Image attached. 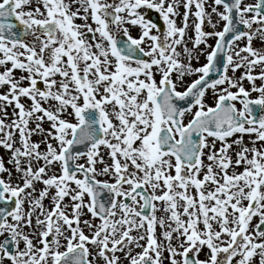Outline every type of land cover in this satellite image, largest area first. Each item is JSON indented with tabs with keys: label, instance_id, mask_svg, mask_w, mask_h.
Segmentation results:
<instances>
[{
	"label": "snow or ice",
	"instance_id": "snow-or-ice-1",
	"mask_svg": "<svg viewBox=\"0 0 264 264\" xmlns=\"http://www.w3.org/2000/svg\"><path fill=\"white\" fill-rule=\"evenodd\" d=\"M207 3L0 0V264H264V0Z\"/></svg>",
	"mask_w": 264,
	"mask_h": 264
},
{
	"label": "rangeland",
	"instance_id": "rangeland-1",
	"mask_svg": "<svg viewBox=\"0 0 264 264\" xmlns=\"http://www.w3.org/2000/svg\"><path fill=\"white\" fill-rule=\"evenodd\" d=\"M252 2H254V0H245V3H252ZM211 3H212V0H208V3L205 5V9H206V11H208V12L211 11V9H210V7H209V5H210ZM219 10H220V11H223L222 7H221ZM179 11H180L181 13H183V12H184V9L181 7V8L179 9ZM194 11H195V8H193V12H194ZM149 15H150V18H151V19H153L155 16L158 17V14H156V13H154V12L149 13ZM158 19H159V18H158ZM194 19H195V18H194L193 16H190V17H189V21H188V23H189V27H188V29H187L186 40H188V47H189V49H191V48L193 47V45H192V41H191V39H189V38L194 37V29H193V26H192V25H193V21H194ZM211 20H212V23L216 25V27H215V29H213V28L211 27V25L206 21L205 24H204V26H203V30H204L205 32L220 31V30L223 29L224 22H223V21H220L218 16H216L215 14H213L212 17H211ZM77 23H81V21H77ZM159 23H160L161 26H162V21H159ZM180 23H181V18L178 17V18H177V24L180 25ZM131 34H132L134 37L138 36V29H133L132 32H131ZM207 43H208V44H211V45H214V44H215V39H214V38H209L208 41H207ZM244 43H245L244 41L240 42L241 46H243ZM252 46H253L254 48H257V49H262V48H264V43H261V41H260L259 39H254V40H253V44H252ZM207 51H210V49H207L206 46L202 44V45L200 46V48L194 52V55H198L199 52H204V55H199V59H198V61H197L196 59H193V60H192V66H193L194 68H195V67H200V66H202L203 64H205V63L207 62L206 59H205V56H206V54H207ZM243 71H244L243 69H240V70L237 71L235 74H233V73L231 72V70H229L228 75H229V76H233V75H235L236 77H239V76L243 73ZM259 71H260V69L257 68V69L255 70L254 74H258ZM16 75L19 76L20 74L17 73ZM195 78H196L195 76H193V77H189V78H187L186 82L190 83L191 80H193V79H195ZM157 79H159V77H157ZM260 83H261V81H257V84H258V85H259ZM244 86H245L246 88H249V87H250V85L248 84L247 81L244 82ZM181 90H182V89H181ZM234 91H235V90H234ZM255 95H256V94L253 93V96H255ZM22 102H24V103H26V104L30 103L29 101H26V100H24V101H22ZM207 103H209V104H212V103H213V101H212V97H211V92H209V95H208V97H207ZM237 107H240V105L237 104ZM9 113H11V110H10V109H9ZM44 127H45V129H47V128H48V125L45 124ZM32 139H33V141H37V142H38L40 139H42V137H39V136H33ZM249 139H250V138H249L248 136H245V137H244V140H245L246 143L249 141ZM249 146H251V145H249ZM43 150H44V147H43V145H42V146H41V151H43ZM0 156H2L3 159H4V161H5V167L11 169V168H12V165H10V164L7 163V161H8L9 158H10V153H8V152H7L6 150H4L3 148H0ZM83 162H84L83 160L80 161V163H83ZM98 167H99V166H98ZM5 175H6V174H5ZM100 179H107V177H100ZM13 182H14V183L16 182V173H15L14 171H13ZM42 187H43V185H39V184L37 185V188H38V189H39V188H42ZM65 203H68L67 199L65 200ZM44 204H45V207H50V206H51L49 200H45V201H44ZM25 207L27 208V205H25ZM85 218H87V217H85ZM26 231H27V230H26ZM157 236H158V237L160 236V229H157ZM0 239H2V238H0ZM173 243H175V241H173ZM61 250H63V249H61ZM137 251H139V249H137ZM118 255H121V257H122V264H127V261H124V260H123V255H122V254H118ZM165 256H167V253H165ZM200 258H201V259H206V258H207V251H206V250H205V252L201 255ZM165 264H168V262L165 261Z\"/></svg>",
	"mask_w": 264,
	"mask_h": 264
},
{
	"label": "water",
	"instance_id": "water-1",
	"mask_svg": "<svg viewBox=\"0 0 264 264\" xmlns=\"http://www.w3.org/2000/svg\"><path fill=\"white\" fill-rule=\"evenodd\" d=\"M153 20V19H152ZM154 21V20H153ZM156 21V20H155ZM214 75H216V74H214Z\"/></svg>",
	"mask_w": 264,
	"mask_h": 264
},
{
	"label": "bare ground",
	"instance_id": "bare-ground-1",
	"mask_svg": "<svg viewBox=\"0 0 264 264\" xmlns=\"http://www.w3.org/2000/svg\"><path fill=\"white\" fill-rule=\"evenodd\" d=\"M21 247H23V245H21Z\"/></svg>",
	"mask_w": 264,
	"mask_h": 264
}]
</instances>
